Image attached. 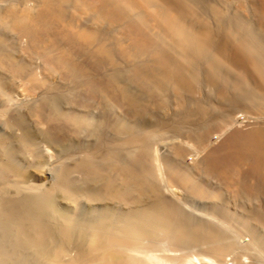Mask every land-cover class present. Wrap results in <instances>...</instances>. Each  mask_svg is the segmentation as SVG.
<instances>
[{
  "label": "bare ground",
  "instance_id": "obj_1",
  "mask_svg": "<svg viewBox=\"0 0 264 264\" xmlns=\"http://www.w3.org/2000/svg\"><path fill=\"white\" fill-rule=\"evenodd\" d=\"M0 264H264V0H0Z\"/></svg>",
  "mask_w": 264,
  "mask_h": 264
},
{
  "label": "rangeland",
  "instance_id": "obj_2",
  "mask_svg": "<svg viewBox=\"0 0 264 264\" xmlns=\"http://www.w3.org/2000/svg\"><path fill=\"white\" fill-rule=\"evenodd\" d=\"M239 114V115H238ZM250 115H252V114H250ZM237 116H241L242 118L241 119H244V120H242L244 123H240L239 125H251L252 124V122H254V120L252 119V117L251 116H249L248 114H245L244 112H239V113H237ZM249 117V118H246V117ZM253 116V115H252ZM247 119V121H245ZM236 125H238V124H236ZM242 128V127H241ZM192 158V157H191Z\"/></svg>",
  "mask_w": 264,
  "mask_h": 264
}]
</instances>
